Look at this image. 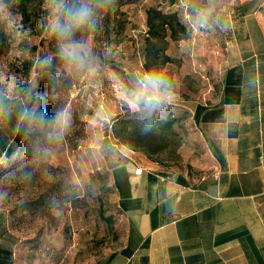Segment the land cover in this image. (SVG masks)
Instances as JSON below:
<instances>
[{
  "label": "rangeland",
  "instance_id": "374dc122",
  "mask_svg": "<svg viewBox=\"0 0 264 264\" xmlns=\"http://www.w3.org/2000/svg\"><path fill=\"white\" fill-rule=\"evenodd\" d=\"M241 2L114 0L100 12L95 30L75 35L92 53V67L79 73L70 72L63 61L54 64L58 42L45 30L52 14L49 0L37 1L27 19L16 0H2L11 18L0 22V103L5 109L0 112V140H13L22 123L20 112L37 99L49 117L62 113L63 131L58 142L48 140L50 129L32 133V141L47 149L42 160L33 159L24 136L16 152L7 155L6 166L0 165V190L8 192L0 206V243L11 264H106L119 253L124 225L110 170L126 155L172 174H198L207 168L210 161L193 129L191 108L219 84L221 51ZM209 7V27L194 26L195 12ZM152 8L176 15V38L155 18V29L165 40L151 38L148 44ZM148 56L152 72L171 84V102L162 119L173 127L157 132L151 143L147 138V151L132 153L115 140L113 121L123 110L128 116L126 93L138 74L148 73ZM47 58L51 67L43 63ZM19 165L34 169L31 183L6 181Z\"/></svg>",
  "mask_w": 264,
  "mask_h": 264
},
{
  "label": "crops",
  "instance_id": "0c3cea01",
  "mask_svg": "<svg viewBox=\"0 0 264 264\" xmlns=\"http://www.w3.org/2000/svg\"><path fill=\"white\" fill-rule=\"evenodd\" d=\"M234 18L219 84L191 108L210 164L113 166L124 244L106 264H264V0H242Z\"/></svg>",
  "mask_w": 264,
  "mask_h": 264
},
{
  "label": "clouds",
  "instance_id": "9594fccd",
  "mask_svg": "<svg viewBox=\"0 0 264 264\" xmlns=\"http://www.w3.org/2000/svg\"><path fill=\"white\" fill-rule=\"evenodd\" d=\"M52 14L45 24V30L57 40V56L67 69L72 72H85L92 67V53L88 45L75 39L78 31L95 30L98 25L101 11L110 9L114 0H49ZM212 9L197 10L193 24L199 28L210 25ZM11 14H5L2 0H0V22H10ZM46 67H51V58L43 61ZM131 109L138 113L143 123L142 134L149 133L162 113L171 102V84L166 76L158 72L138 74L133 88L126 93ZM41 101L36 100L31 109H23L19 114L22 122H27L24 136L30 141L28 150L32 152L33 159L42 160L47 154V149L41 147L38 140L32 141V133L50 129L49 141L58 142L63 134L62 113L49 117L47 111L41 106ZM5 111L0 103V112ZM21 156L23 153L20 154ZM7 153L0 158V165L6 166ZM34 169L19 165L5 177L8 183H31ZM8 199V192L0 190V206Z\"/></svg>",
  "mask_w": 264,
  "mask_h": 264
},
{
  "label": "trees",
  "instance_id": "16d2710c",
  "mask_svg": "<svg viewBox=\"0 0 264 264\" xmlns=\"http://www.w3.org/2000/svg\"><path fill=\"white\" fill-rule=\"evenodd\" d=\"M39 0H16L17 2V7L19 10V13L22 14L24 19H27L29 17L31 7ZM149 14V27H150V37L148 39V44L151 45L152 39L151 38H156V39H163L165 40V36L158 29H155L154 25V19L159 18L162 20L161 22V28H165L166 25L170 27L172 30V38H176L178 31L174 26V21L176 20V15H164L161 11L152 8L148 12ZM169 19V20H167ZM179 26L182 27L181 23H179ZM183 28V33H186V30ZM55 41H57L55 39ZM54 52H55V57H54V64L58 65L59 62L61 61L59 57L57 56V51L58 47H54ZM166 60H171L170 57H166ZM146 68L148 72H152L151 64L149 63V56H148V61L146 62ZM51 105V104H50ZM54 106V105H53ZM132 114V115H131ZM52 115H54V112H52ZM134 116V117H133ZM132 117V118H131ZM142 127L143 123L139 119V116L135 113H128V116L123 115V116H118L114 121H113V136L116 141L119 142V144L126 146L134 151L137 150H143L147 151L149 148V143L145 142L147 138L149 139V142L151 139L156 138V134L159 131H167V130H172V123L169 120H163V119H158L155 123V127L146 135L142 134ZM27 128V122H22L20 124V128L18 133L15 135L13 140L10 141V143H6L5 141L0 140V144L2 149L7 153V155L12 156L13 153L16 152V148L20 147V142H22V139L24 138V133ZM151 143V142H150Z\"/></svg>",
  "mask_w": 264,
  "mask_h": 264
},
{
  "label": "built area",
  "instance_id": "2783aa9c",
  "mask_svg": "<svg viewBox=\"0 0 264 264\" xmlns=\"http://www.w3.org/2000/svg\"><path fill=\"white\" fill-rule=\"evenodd\" d=\"M142 170H143V169H142L141 167H138L137 172H138V173H142Z\"/></svg>",
  "mask_w": 264,
  "mask_h": 264
}]
</instances>
